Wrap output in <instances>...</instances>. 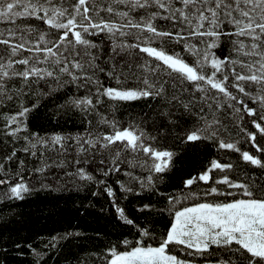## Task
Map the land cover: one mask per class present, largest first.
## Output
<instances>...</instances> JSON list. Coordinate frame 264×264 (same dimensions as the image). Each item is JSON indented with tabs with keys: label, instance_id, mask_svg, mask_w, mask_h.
<instances>
[{
	"label": "snow or ice",
	"instance_id": "obj_1",
	"mask_svg": "<svg viewBox=\"0 0 264 264\" xmlns=\"http://www.w3.org/2000/svg\"><path fill=\"white\" fill-rule=\"evenodd\" d=\"M41 192L120 230L38 248L17 209ZM65 246L68 264H264V0H0V264Z\"/></svg>",
	"mask_w": 264,
	"mask_h": 264
},
{
	"label": "trees",
	"instance_id": "obj_2",
	"mask_svg": "<svg viewBox=\"0 0 264 264\" xmlns=\"http://www.w3.org/2000/svg\"><path fill=\"white\" fill-rule=\"evenodd\" d=\"M113 86L115 81L111 82ZM145 107V102L143 100L139 101H127V102H117L116 103V114L119 118L123 115L125 119L129 114H136L140 112L142 108ZM37 123L40 125V131L51 133L53 131H63L65 133L71 131L75 133L77 130H83L80 127V122L78 119H74L70 122H61V125L57 127L55 120L45 121L38 120ZM33 130H37L33 128ZM203 157L204 152L201 151L198 154ZM174 190L169 189L168 193L171 194ZM84 195L83 192L79 193V197ZM146 195V194H142ZM60 196L63 197L59 200V207L65 209V211L57 215L56 209L53 205L49 203L52 197ZM69 193H52L51 196L45 192H41L38 196L30 197L22 206L21 209L17 211L23 212L24 227L20 230L21 236H28L31 238L34 246L42 247L40 244L41 239H45L50 235L63 231L67 228H79L83 234V239L78 241L85 246V249L92 251L94 246L99 243L96 239H89L90 237H95L97 231L101 232L102 238L104 234L115 233L119 231L116 227L115 221L109 216L107 211L100 213V204H96L95 209L92 210V214L85 215L82 212L76 211V206L73 205L72 200L66 199ZM75 193L72 194L73 199H79ZM155 200V197H153ZM102 203V201H101ZM78 206V205H77ZM107 208V205H104ZM83 249H78L76 247L71 248V253H79ZM69 256V249L65 246L63 253L57 251L50 254L49 257H45L47 264H68L67 257ZM8 264H33V257L25 249L24 255H18L15 252L10 253V258Z\"/></svg>",
	"mask_w": 264,
	"mask_h": 264
}]
</instances>
